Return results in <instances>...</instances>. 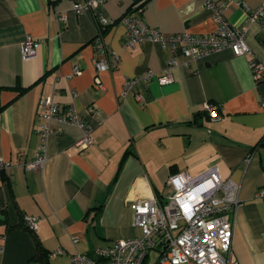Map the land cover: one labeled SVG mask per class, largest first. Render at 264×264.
Segmentation results:
<instances>
[{
    "label": "crops",
    "instance_id": "crops-1",
    "mask_svg": "<svg viewBox=\"0 0 264 264\" xmlns=\"http://www.w3.org/2000/svg\"><path fill=\"white\" fill-rule=\"evenodd\" d=\"M75 1L84 2L0 0V159L10 163L0 174V264H36L35 240L50 264H70L75 252L139 237L132 201H164L171 175L212 168L238 185L230 262L264 264V197H254L264 186V78L249 64L264 62V18L260 25L247 15L264 0H214L224 3L230 25L245 31L250 53L222 49L196 58L148 39L124 47L121 20L136 0L106 1L102 10L113 22L103 29L92 11L75 13ZM140 15L166 36L215 29L202 0H146ZM98 34L118 56L116 67L99 72L92 62ZM27 35L39 41L32 59L20 50ZM169 59L171 82L141 79L148 70L161 74ZM126 80L132 81L127 90ZM44 97L60 110L75 109L92 129V145L76 148L81 129L57 118L43 141ZM205 104L217 108L218 118L209 117ZM39 146L43 167L27 169ZM27 217L36 219L34 231ZM57 249L63 253L50 258Z\"/></svg>",
    "mask_w": 264,
    "mask_h": 264
},
{
    "label": "built area",
    "instance_id": "built-area-1",
    "mask_svg": "<svg viewBox=\"0 0 264 264\" xmlns=\"http://www.w3.org/2000/svg\"><path fill=\"white\" fill-rule=\"evenodd\" d=\"M106 1L108 0H84L83 3L75 1L73 11L78 14L86 10L92 11L99 28L103 29L113 22L102 10ZM145 1L136 0L132 10L122 17L121 21L125 26L123 46L126 48L132 49L148 39L160 43L163 50H172L193 58L222 49H230L234 55L250 53L245 31L230 25L223 16V2L202 0L215 22L212 33L197 35L181 32L166 36L147 26L141 18L140 12ZM247 15L250 21L263 25L264 1L256 9L248 11ZM58 20L65 21V14L59 13ZM38 45V39L27 35L20 46L23 59L34 58ZM94 46L96 52L92 62L97 72L117 66V54L107 50L99 34L94 39ZM249 64L256 78H264V62L252 59ZM174 65V59H169L161 74L148 70L141 75V79H155L159 84L169 83L172 81L171 69ZM79 72V66H74L73 73ZM131 83V80H126L124 89H129ZM94 86L102 87L99 79H96ZM137 99L141 100V96L137 95ZM40 104L41 118L45 121L40 130L43 141L53 130L49 126L50 120L57 118L81 129L82 136L74 144L76 148L92 145V129L75 109L60 110L51 97H44ZM205 109L209 117L218 118L215 106L205 104ZM45 160V147L39 146L37 154L26 168L41 169ZM9 166L8 161L0 159V174ZM167 183L169 192L164 201L151 196L130 203L134 225L140 230L139 237L116 239L108 246L95 247L90 254L75 252L70 255V264H232L229 255L234 228L233 212L239 200L238 185L232 181H223L215 168L196 176L185 173L171 175ZM254 197H264V186L255 192ZM26 222L31 230L37 228L35 218L27 217ZM150 250L157 252L152 260L149 259ZM62 253L61 249H57L50 253V258Z\"/></svg>",
    "mask_w": 264,
    "mask_h": 264
},
{
    "label": "trees",
    "instance_id": "trees-1",
    "mask_svg": "<svg viewBox=\"0 0 264 264\" xmlns=\"http://www.w3.org/2000/svg\"><path fill=\"white\" fill-rule=\"evenodd\" d=\"M19 224H20V227L28 229L26 226H24L23 223L20 222ZM35 241H36V251H35L34 256L32 257L33 260L36 262V264H50L49 257H48L49 253L47 249L42 246L40 241H37V240Z\"/></svg>",
    "mask_w": 264,
    "mask_h": 264
},
{
    "label": "rangeland",
    "instance_id": "rangeland-1",
    "mask_svg": "<svg viewBox=\"0 0 264 264\" xmlns=\"http://www.w3.org/2000/svg\"><path fill=\"white\" fill-rule=\"evenodd\" d=\"M157 256V252L155 250H150L149 259L152 260Z\"/></svg>",
    "mask_w": 264,
    "mask_h": 264
}]
</instances>
